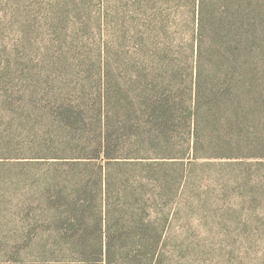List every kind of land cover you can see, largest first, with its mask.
<instances>
[{
    "label": "trees",
    "instance_id": "1",
    "mask_svg": "<svg viewBox=\"0 0 264 264\" xmlns=\"http://www.w3.org/2000/svg\"><path fill=\"white\" fill-rule=\"evenodd\" d=\"M41 23L77 51L95 31L105 38L93 55L68 51L98 61L100 85L73 88L53 109L30 263L179 264L173 200L185 163L236 155L252 96L264 105L251 81L264 54V6L47 0Z\"/></svg>",
    "mask_w": 264,
    "mask_h": 264
},
{
    "label": "rangeland",
    "instance_id": "2",
    "mask_svg": "<svg viewBox=\"0 0 264 264\" xmlns=\"http://www.w3.org/2000/svg\"><path fill=\"white\" fill-rule=\"evenodd\" d=\"M46 1L0 0V264H35L27 237L45 211L39 198L53 159L42 156L50 150L53 109L73 88L100 85L98 61L68 51L95 54L104 32L88 35L78 51L70 39L57 41L40 27ZM259 61L251 81L264 100V54ZM251 100L236 155L214 154L183 167L185 188L173 200L179 264H264V105L255 94Z\"/></svg>",
    "mask_w": 264,
    "mask_h": 264
}]
</instances>
